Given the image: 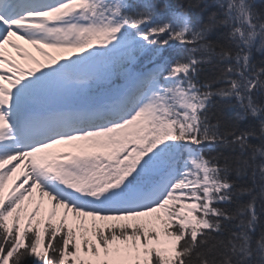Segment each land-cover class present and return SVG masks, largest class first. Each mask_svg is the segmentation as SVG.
<instances>
[{"label":"snow or ice","instance_id":"1","mask_svg":"<svg viewBox=\"0 0 264 264\" xmlns=\"http://www.w3.org/2000/svg\"><path fill=\"white\" fill-rule=\"evenodd\" d=\"M255 53L264 0H0V264H264Z\"/></svg>","mask_w":264,"mask_h":264},{"label":"trees","instance_id":"2","mask_svg":"<svg viewBox=\"0 0 264 264\" xmlns=\"http://www.w3.org/2000/svg\"><path fill=\"white\" fill-rule=\"evenodd\" d=\"M166 1L171 3V4H177L180 2V0H166ZM255 59L257 61H262V60H264V55H262L260 53H255Z\"/></svg>","mask_w":264,"mask_h":264},{"label":"rangeland","instance_id":"3","mask_svg":"<svg viewBox=\"0 0 264 264\" xmlns=\"http://www.w3.org/2000/svg\"><path fill=\"white\" fill-rule=\"evenodd\" d=\"M34 196H35V195H34ZM37 197H38V196H37ZM38 198H39V197H38ZM85 227L90 229V228H91V224H90V222L87 223V224L85 225Z\"/></svg>","mask_w":264,"mask_h":264},{"label":"bare ground","instance_id":"4","mask_svg":"<svg viewBox=\"0 0 264 264\" xmlns=\"http://www.w3.org/2000/svg\"><path fill=\"white\" fill-rule=\"evenodd\" d=\"M167 2V1H166ZM167 3H169V2H167ZM50 151H54V150H50Z\"/></svg>","mask_w":264,"mask_h":264}]
</instances>
